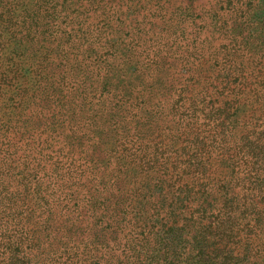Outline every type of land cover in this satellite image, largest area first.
Here are the masks:
<instances>
[{
	"label": "trees",
	"instance_id": "obj_1",
	"mask_svg": "<svg viewBox=\"0 0 264 264\" xmlns=\"http://www.w3.org/2000/svg\"><path fill=\"white\" fill-rule=\"evenodd\" d=\"M120 1L0 0V264H264V0Z\"/></svg>",
	"mask_w": 264,
	"mask_h": 264
},
{
	"label": "rangeland",
	"instance_id": "obj_2",
	"mask_svg": "<svg viewBox=\"0 0 264 264\" xmlns=\"http://www.w3.org/2000/svg\"><path fill=\"white\" fill-rule=\"evenodd\" d=\"M160 1V4L165 3V5L167 6L168 10L172 9L174 6H176L178 3L180 2H184L185 4L191 3V4H197V5H201L200 9L205 7L207 2L210 0H121L120 2L122 3V6L124 7V9H128L127 12H124L122 17L126 18L128 17V20L132 23H134L137 19H141L143 16L149 14L148 13V9L150 8V6L153 4L154 6L156 4H158ZM217 1V0H215ZM257 10L260 9L259 6H256ZM123 9V10H124ZM199 9V10H200ZM197 12H199L198 10H196ZM202 11H200L201 14ZM255 19V18H252ZM257 23V22H255ZM188 30L186 32V37L188 39H191L190 41H187V44H189L190 46L193 44L194 41L197 42L195 38V35L193 33V29H190V25H188ZM242 30L245 34L248 33V28L246 27H242ZM194 39V40H193ZM188 45V46H189ZM175 59L174 57L171 58V60ZM183 58L180 59H176L177 64L182 62ZM175 62V63H176ZM177 77V75H166L164 78L163 76L160 77V80H163L164 84H168L169 82H172L175 78ZM162 82V81H161ZM162 84V83H160ZM65 218L59 214H57L56 216V223H55V228H56V232H57V239H60L63 230L65 229Z\"/></svg>",
	"mask_w": 264,
	"mask_h": 264
}]
</instances>
